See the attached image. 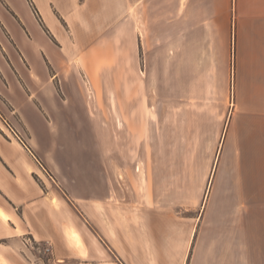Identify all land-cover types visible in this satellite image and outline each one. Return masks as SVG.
Listing matches in <instances>:
<instances>
[{
  "label": "rangeland",
  "instance_id": "rangeland-1",
  "mask_svg": "<svg viewBox=\"0 0 264 264\" xmlns=\"http://www.w3.org/2000/svg\"><path fill=\"white\" fill-rule=\"evenodd\" d=\"M75 3L69 63L40 48L39 39L26 46L10 39L2 53L9 70H0V159L8 164L0 162V180L29 163L32 181L58 195L60 209L82 232L87 248L75 245V254L184 264L196 251L194 234L228 118L223 94L232 39H223L221 29L207 39L209 30L198 27V0ZM22 50L40 71L41 86L23 78ZM99 192L126 195L116 204L137 208L133 237L107 222L110 240L95 243L83 209L94 226L102 217L65 196ZM24 242L28 249L17 241L5 254L15 262L24 251L43 260L51 255L47 243Z\"/></svg>",
  "mask_w": 264,
  "mask_h": 264
},
{
  "label": "crops",
  "instance_id": "crops-1",
  "mask_svg": "<svg viewBox=\"0 0 264 264\" xmlns=\"http://www.w3.org/2000/svg\"><path fill=\"white\" fill-rule=\"evenodd\" d=\"M75 2L0 0L1 72L9 70L2 53L10 39H21L25 46L29 40L39 39L40 48L43 44L52 48L69 63L74 57ZM198 27L209 30L207 39L217 38L221 29L223 39H232V56L229 52L224 75L223 101L228 118L216 152L210 195L198 234H194L196 251L184 264H264V0H198ZM21 54L19 62L24 66L20 67L26 74L23 78L41 86L40 71L32 68L24 50ZM14 69L21 74L18 65ZM49 79L56 78L52 74ZM1 89L0 84V93L5 96ZM0 162L8 164L3 156ZM21 172L12 170L7 182L0 180V250L8 264L134 263L117 255L75 254V245L83 249L87 244L72 218L60 209L58 195L32 181L36 171L29 163ZM65 196L74 205L82 200L102 217L101 226H94L86 207L83 209V217L95 233V243L110 240L111 224L119 223L127 238L138 232L137 208L128 210L116 204L126 195L99 192ZM130 197L134 199V195ZM114 233L118 237L117 229ZM26 237L35 244L50 245L51 255L43 260L24 251L15 262L5 254L6 247L12 248L17 241L28 249ZM130 242L132 246L133 240ZM2 259L0 263L5 264ZM140 263L155 264V258L146 255Z\"/></svg>",
  "mask_w": 264,
  "mask_h": 264
}]
</instances>
